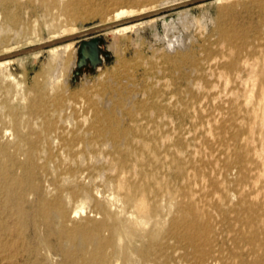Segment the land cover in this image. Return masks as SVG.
<instances>
[{
    "label": "bare ground",
    "instance_id": "bare-ground-1",
    "mask_svg": "<svg viewBox=\"0 0 264 264\" xmlns=\"http://www.w3.org/2000/svg\"><path fill=\"white\" fill-rule=\"evenodd\" d=\"M189 1L192 0H135L141 8L127 13L120 0L104 8L89 6V0H0V202L6 208L16 201L21 226L18 236H25L32 228L43 247L49 251L54 248L65 256V264H264V152L254 120L234 134L228 145V177L222 196L227 229L215 237L212 216L201 215L189 194L182 192L177 198V194L170 193L168 201L163 195L157 170L163 151L176 180H184L185 167L176 144L164 146L165 139L159 136L145 138L142 131L135 135L133 129L123 126L118 116L121 102L111 108L109 104L106 109L104 104L109 100H66L60 92L62 85L69 82L77 60L66 64L72 48L67 38L91 28H58L59 24L104 13L103 25L154 13L105 33L118 36L149 27L159 40L165 41L167 51H177L193 42L196 26L215 21L210 10L198 18L190 7L181 8L177 18L167 20L169 10L188 6ZM223 1L213 0L211 5ZM38 4L47 10L56 9L59 23L51 24L53 31L45 41L31 47L53 44L12 56L31 47L18 49L6 42L29 40L35 33V29L21 24L18 11L25 5ZM160 21L164 34L160 32ZM217 30L230 42V49L249 51L247 33L222 27L213 32ZM239 38L243 39L241 43ZM46 50L50 64L46 63L48 67L33 85L42 100L37 103L27 92L26 83L12 73V66L24 67L28 62L35 65ZM108 50L116 54V43ZM127 54L123 51L121 61L127 60ZM249 61L245 58L226 64L234 74L228 80L246 81L242 74L250 68L247 85L253 82L263 100L264 69L261 74ZM67 68L68 75L64 76ZM120 85L122 81L106 84L109 89ZM21 107L27 119L20 118ZM261 126L264 129V118ZM106 133L109 139L104 140ZM40 172L46 176L45 181ZM212 187L214 196L220 199L216 180H212ZM31 199L32 221L27 225L25 205ZM30 247L31 251L34 247Z\"/></svg>",
    "mask_w": 264,
    "mask_h": 264
},
{
    "label": "rangeland",
    "instance_id": "rangeland-1",
    "mask_svg": "<svg viewBox=\"0 0 264 264\" xmlns=\"http://www.w3.org/2000/svg\"><path fill=\"white\" fill-rule=\"evenodd\" d=\"M89 1V6L93 8H104L115 0ZM120 1H123L122 10L127 13L141 8L135 0ZM211 1L213 0L190 4L167 12V20L170 21L177 18V13L182 9L192 8L193 14L198 18H202L203 13L208 9L215 20L209 21L205 26L203 23L202 26H196L192 33L194 34L193 42L177 51H167L165 41L159 40L155 36V31L149 27L118 36L112 33L100 34L103 38L104 50L109 51L108 46L116 43V54L109 51L111 57L97 69L93 70L90 66L83 68L76 81L73 80L75 66L70 74L69 82L62 85L60 92L66 100L81 101L89 98L109 100V103L104 104L106 109L121 102L123 103L122 115L118 113V116L123 126L133 129L135 135L142 131L145 138L159 136L166 140H164V146L170 145L168 143L176 144L185 167L182 173L184 180H176L168 162L164 160L166 154L163 151L160 156L162 158L157 163V170L164 187L163 195L168 201L170 193L177 194V198L182 192L189 194L193 206L201 215L207 213L212 216L213 223L216 224L215 237H218L221 230L227 229L222 198L225 194L223 183L228 177L227 151L232 136L242 132L245 126L254 120L253 123L256 124L260 134L259 145L264 152V129L261 126L264 118V99L261 100L262 94L258 88L253 87V82L249 81L247 85L251 69H245L242 74L246 81L233 83L228 80V76L234 74L225 66L232 60L240 61V59L250 58L249 62L253 64V68L261 70L262 74L264 0H225L222 4L214 5H211ZM18 13L21 24L35 29L33 37L29 40L21 39V37L19 38L21 40L16 38L6 42L18 49L45 41L53 31L51 24L59 23L56 20L59 16L56 9L47 10L39 4L25 5ZM105 18L104 13L86 15L82 19L63 22L58 28L67 25L83 30L102 24ZM159 23L160 32L164 34L162 21ZM217 27L232 28L237 33H247L248 41L252 45L248 47L249 51H240L238 47L230 49V42L224 39L218 30L213 32ZM211 32H213L212 35ZM242 40L239 38L238 43ZM80 41V39L68 41L72 43V48L67 57V66L70 65L71 60L78 57ZM123 51H128L125 61L120 59ZM75 52H77L76 55ZM46 63L49 66L47 50L35 65L28 62L24 67L19 64L12 66V73L20 82L26 83L27 92L31 98H36L37 103L42 100L33 89L34 80L48 67ZM67 71L68 68L65 69L64 76L68 75ZM116 81H122V85L113 89L106 86ZM131 99L136 103L135 105ZM19 115L20 118H26L22 107L19 109ZM77 116H81V113H77ZM107 139H109V133L104 135V140ZM164 146L163 150H165ZM150 166L148 169L152 168ZM39 175L42 181L46 180L43 172ZM212 180H216V192L221 194V201L214 196ZM32 201L31 199L30 203L25 205L24 223L27 222V225L32 221ZM15 202L10 203L6 208L0 202V264H65V256L53 247L51 251L43 247L41 239L33 236L32 228L25 236H18L21 226L19 227ZM31 245L34 248L30 251Z\"/></svg>",
    "mask_w": 264,
    "mask_h": 264
},
{
    "label": "water",
    "instance_id": "water-1",
    "mask_svg": "<svg viewBox=\"0 0 264 264\" xmlns=\"http://www.w3.org/2000/svg\"><path fill=\"white\" fill-rule=\"evenodd\" d=\"M207 0H192L188 2V5L194 4V3H199ZM176 9V8H175ZM165 10H163L164 12ZM170 11V10H169ZM154 13L152 14H145L141 17L138 18H133L130 20L126 21H117L113 23H108V24H103L96 26L94 28H91L87 31H83L81 33H77L76 35H72L68 37L67 39H80L79 43V48H78V57L76 60V69L73 72L74 76V81L77 80V76H80L82 73V69L90 66L93 70L97 69L104 63L106 59H109L111 57V53L109 51L104 50L102 43H103V38L100 36V34L105 33L106 31H109L113 28H116L120 25L132 22V21H137L139 19H146L150 16H153ZM53 43H45L36 47H31L27 48L21 51L15 52L12 56H16L19 54H24L28 53L32 50H35L37 48L41 47H49Z\"/></svg>",
    "mask_w": 264,
    "mask_h": 264
}]
</instances>
